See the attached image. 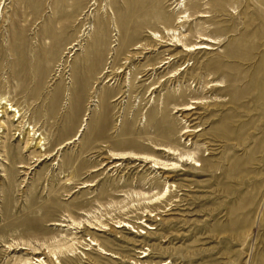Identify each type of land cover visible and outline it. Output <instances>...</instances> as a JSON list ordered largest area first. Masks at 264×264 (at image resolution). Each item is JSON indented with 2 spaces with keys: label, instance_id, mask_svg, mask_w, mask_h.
Masks as SVG:
<instances>
[{
  "label": "rangeland",
  "instance_id": "1",
  "mask_svg": "<svg viewBox=\"0 0 264 264\" xmlns=\"http://www.w3.org/2000/svg\"><path fill=\"white\" fill-rule=\"evenodd\" d=\"M173 28L211 49L148 34ZM0 98L49 153L86 124L36 164L0 133V264H264V0H0Z\"/></svg>",
  "mask_w": 264,
  "mask_h": 264
},
{
  "label": "bare ground",
  "instance_id": "2",
  "mask_svg": "<svg viewBox=\"0 0 264 264\" xmlns=\"http://www.w3.org/2000/svg\"><path fill=\"white\" fill-rule=\"evenodd\" d=\"M205 17H207V16L201 15V18H205ZM187 20H188V16L186 17V15L183 14L179 18V21L177 22V24H181V23L187 22ZM148 34L150 35L149 36L150 39L152 41L156 42V44H157V42L159 44L167 43L166 46L180 48V52L184 56L189 55V54H195V53H197L200 50H209V49H211V47H209L210 45H208V44L209 43H213L209 38H207L205 36H200L199 37V42L197 44L187 45L181 39L182 34H181V31H180L179 28H176V29L173 28V29L164 30L162 35L159 34L160 36L158 35V33H155V32H149ZM164 36L167 37V40H164L165 39ZM203 41L206 42L207 44L206 43H201ZM156 50H157V47L155 48V46H153L152 51H156ZM176 58H178V56L168 57L165 60H163L155 68L159 69V68L164 67L165 65H170V63L173 62ZM104 73H107V72H104ZM169 77L173 78L174 76H169ZM192 109L193 108L190 107L189 105H184L182 107L175 108V112H178V111L187 112V111H191ZM85 126H86V124H81L77 134L73 138H71L70 140H67L62 145L58 146L53 152L49 153L47 151V149H46V146L48 145V143L45 142V139H44L43 136H41V133H37L35 128L33 126H30V123H29L28 119H26L24 117V112H22L18 107H15L12 104H10L8 101H6L5 98H0V133L3 134L6 131L8 133V135L6 134V138H7V141H8L10 139V136L14 134L13 131H18V132H15V133L18 134V137H21L20 140L24 141V144H25L24 149L22 151V154H24L26 152V150L30 147V145H32V147L30 148L32 150L31 153H30V156L33 155V156H31V160H32L33 164L42 163V162H44L46 160H50L53 156H55L59 152V150L63 149L65 146L73 144L76 140H79V138L81 136V133L85 129ZM187 133H188V131H185L182 134L184 135V134H187ZM15 136H16V134H15ZM25 138H26V141H25ZM28 141L30 142V144L27 143ZM149 146H150V148L152 149L153 152H161V153H164V154L166 153L168 156L169 155H173V156L177 157L179 159V162L180 161L181 162L190 161V164L192 162H194V164L196 163L191 158L190 154H182L181 155L178 152L177 149H173V148H169V147H163V146H156V145H149ZM3 148L8 150V145H7V147L3 146ZM109 156H110V159L113 160V161L114 160H116V161L131 160V161H141V162H144V163H153L150 166V168H152V169H161V170H164V171H169V170H171V168H169V167L172 166L174 168V166H176L175 163L168 164L167 162H163V161L157 159L155 156L146 155V154H136V153L121 152V153H110ZM18 158L19 157L17 156L16 161L18 160ZM16 161L13 162V163H10L11 168L9 169V172L14 177H15V172H16L15 169H29L27 166L22 165V164H19V165H17V167H15L14 164L16 163ZM194 164H191V165L194 166ZM116 166H118V165L115 164L113 167H116ZM94 171H92V172H94ZM9 184L11 186H13L12 183H9ZM9 184L7 186H9V189H11ZM88 187H93V184L82 185L81 188H79V189H86ZM160 199H162V198H160V196H159L158 198H156L155 202L160 200ZM152 201H153V199H152ZM153 216H155V215H152V213L149 212V217H153ZM139 221L136 222V224L140 225ZM117 224H120V223H117ZM121 224H122L121 227L116 226L114 229H125L126 227L135 229L134 226L128 225L127 223H121ZM55 225L59 226V227H64V225L59 224V223H55ZM144 227L145 228L147 227L146 229L149 230V231H151L153 229V227H149L147 225H145ZM78 228L81 229L82 227L79 226ZM83 229H85V228L83 227ZM86 229H89L88 226H86ZM90 229H94V228H90ZM103 229H105L104 226H103ZM139 233L140 234H146V232H139ZM91 241H92V245L91 246H94V247L97 246L98 251L100 252V255H105V256L112 257V258H117L113 254L108 253L107 250L103 249V247H101V244H98V241L95 240V238H93ZM85 251H87V250H85ZM37 253L38 252H35L33 254L35 255ZM147 257H148V255L145 254V256L143 258H147ZM33 262L34 263H32L31 261L26 259L21 264L42 263V261H40L39 258L34 259ZM136 264H149V263H145V262L138 263V262H136Z\"/></svg>",
  "mask_w": 264,
  "mask_h": 264
}]
</instances>
